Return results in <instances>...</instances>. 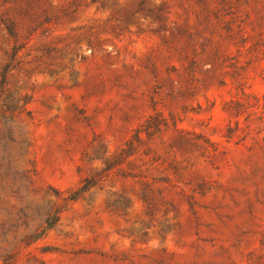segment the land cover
Segmentation results:
<instances>
[{"label":"rangeland","instance_id":"374dc122","mask_svg":"<svg viewBox=\"0 0 264 264\" xmlns=\"http://www.w3.org/2000/svg\"><path fill=\"white\" fill-rule=\"evenodd\" d=\"M0 15L27 42L7 93L28 98L0 115V264H264V0H0ZM11 45L0 25V69ZM154 113L176 126L141 136L129 176L27 244L60 205L48 189L100 171Z\"/></svg>","mask_w":264,"mask_h":264},{"label":"trees","instance_id":"16d2710c","mask_svg":"<svg viewBox=\"0 0 264 264\" xmlns=\"http://www.w3.org/2000/svg\"><path fill=\"white\" fill-rule=\"evenodd\" d=\"M56 18L57 16H52L46 23H52ZM0 25L8 38L12 41V45L6 54L4 64L0 69V115L4 118L5 116H9V118L7 117L9 121L15 114L25 112V105L28 102L27 96H23L20 100H13L12 96L7 93L9 84L8 79L11 74L22 65L23 61L18 55L24 49L27 42L18 43L17 24L8 15H0ZM9 100L10 102H8ZM19 102H21V105H19ZM176 123L177 120L173 115H170L169 118H165L160 113H154L139 125L133 136L124 143L123 147L120 148L119 152L114 155L110 161L104 163V167L100 171L90 177H86L72 189L59 191L49 188L48 192L60 201V205L47 212L42 225L35 232L26 237V243L30 244L43 238L48 231L55 227L59 221L60 214L66 211L72 203L77 201L89 189L97 187L99 183L109 175L110 171L117 169L116 172L122 177L129 176L128 174H124L118 167L136 153L137 146L141 143V136L143 135L147 139L152 138L170 128H174Z\"/></svg>","mask_w":264,"mask_h":264}]
</instances>
